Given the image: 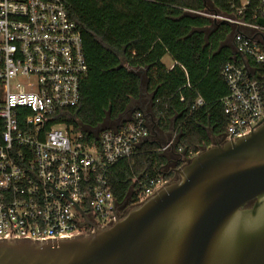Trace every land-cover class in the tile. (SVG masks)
Masks as SVG:
<instances>
[{"label":"built area","instance_id":"obj_1","mask_svg":"<svg viewBox=\"0 0 264 264\" xmlns=\"http://www.w3.org/2000/svg\"><path fill=\"white\" fill-rule=\"evenodd\" d=\"M230 9L199 13L236 30L233 61L221 72L222 143L264 123V0H230ZM88 71L82 33L63 0H0V240L68 239L83 234L82 213L107 228L122 211L108 173L151 132L139 110L121 126L90 132L92 141L58 123V110L80 104ZM203 105L198 98L194 108ZM159 186L147 180L143 202Z\"/></svg>","mask_w":264,"mask_h":264},{"label":"trees","instance_id":"obj_2","mask_svg":"<svg viewBox=\"0 0 264 264\" xmlns=\"http://www.w3.org/2000/svg\"><path fill=\"white\" fill-rule=\"evenodd\" d=\"M63 2L82 33L89 71L80 104L58 110V123L92 141L90 132L107 122L117 127L146 88L163 128L177 116L178 142L189 159L212 146L207 128L215 137L226 132L221 100L228 90L221 72L233 61L231 28L199 13L230 14V0ZM167 55L177 63L172 70L162 63ZM198 98L204 105L194 108ZM164 161L157 146L147 143L112 167L108 176L116 202L132 208L141 204L146 181L158 179Z\"/></svg>","mask_w":264,"mask_h":264},{"label":"water","instance_id":"obj_3","mask_svg":"<svg viewBox=\"0 0 264 264\" xmlns=\"http://www.w3.org/2000/svg\"><path fill=\"white\" fill-rule=\"evenodd\" d=\"M138 110L131 103L118 126ZM207 129L214 145L112 226L47 242L0 240V264H264V123L223 143Z\"/></svg>","mask_w":264,"mask_h":264},{"label":"crops","instance_id":"obj_4","mask_svg":"<svg viewBox=\"0 0 264 264\" xmlns=\"http://www.w3.org/2000/svg\"><path fill=\"white\" fill-rule=\"evenodd\" d=\"M230 26V25H229ZM231 28V47H232V36L234 35V32L236 31ZM233 47H232V59H233ZM163 65L166 66L169 70H172L177 63L169 56H165L162 60ZM141 75H145L144 72H141ZM152 96L153 94L148 93L147 89L144 88L143 95L141 99L134 103L135 108H143L145 109L144 115L146 116L147 123L150 129V136L149 138L143 140L137 147V149H140L145 144H155L158 148L159 154L164 158V163L158 168L159 175L158 179L161 182V185L163 186L169 184V180L171 178L172 172L176 168H180L185 163V158H187L185 150L182 148V146L179 145L178 142V133L175 129V122L177 120V116H174L171 119V123L169 128L165 129L160 124V119L158 116H156L152 110ZM116 126H112L109 128H115ZM105 128V129H109ZM221 137V136H220ZM220 137H216L217 140L220 139ZM172 143V145L167 149L164 150L165 146ZM211 143H215L214 140L211 138ZM187 160V159H186ZM183 164V165H182Z\"/></svg>","mask_w":264,"mask_h":264},{"label":"flooded vegetation","instance_id":"obj_5","mask_svg":"<svg viewBox=\"0 0 264 264\" xmlns=\"http://www.w3.org/2000/svg\"><path fill=\"white\" fill-rule=\"evenodd\" d=\"M218 142L221 143V141H218ZM184 161H186V158H185ZM183 166H181L180 168H176V169L173 170V172H172V175L173 176H171V178L169 180V184L170 183H173V182H175V181L178 180L179 176H178V173L177 172ZM129 207H131L129 204H124V206L122 208V211L120 213H118L117 220L123 218L125 216V214L128 213ZM96 229H99V227L96 226V225H94V224H92V223L91 224H87V225H85V226L82 227V233L83 234H89V233H92L93 231H95Z\"/></svg>","mask_w":264,"mask_h":264},{"label":"rangeland","instance_id":"obj_6","mask_svg":"<svg viewBox=\"0 0 264 264\" xmlns=\"http://www.w3.org/2000/svg\"><path fill=\"white\" fill-rule=\"evenodd\" d=\"M230 43H231V40H230ZM113 124L110 123V122H107L103 127L102 129H105V128H109V127H112ZM214 145V143H212V146ZM161 187H163V184L161 186H159L156 191H158V189H160ZM125 204H128V202H125ZM132 207H129L128 211L131 209ZM126 215V214H125Z\"/></svg>","mask_w":264,"mask_h":264}]
</instances>
